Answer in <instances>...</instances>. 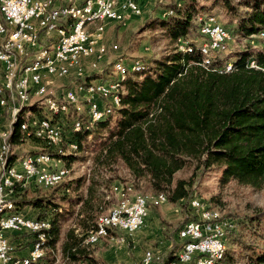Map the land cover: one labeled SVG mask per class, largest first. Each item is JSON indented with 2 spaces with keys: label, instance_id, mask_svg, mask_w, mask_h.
<instances>
[{
  "label": "rangeland",
  "instance_id": "rangeland-1",
  "mask_svg": "<svg viewBox=\"0 0 264 264\" xmlns=\"http://www.w3.org/2000/svg\"><path fill=\"white\" fill-rule=\"evenodd\" d=\"M244 1L138 0V6L141 9L139 15L127 14L124 22L105 25L103 43L107 47L117 45L118 49L116 51L108 50L97 69L92 71L87 68L85 76L81 79L73 78V76L55 78V89L61 92L68 88L76 90L81 86V83L82 87L91 82H94L91 84L100 81L107 83L114 80L117 74V81H123L126 78L140 81L144 76L154 77L157 63L180 52V49L186 44L198 45L200 43L199 26L210 17L214 22L218 21L223 25L230 34L228 52L219 59L222 62L219 65L222 66L227 62L233 65L237 55L246 51L256 53L264 48V32L259 36L255 34L243 36L235 31L240 23L239 16L245 11H250L243 7ZM174 6L180 11V15L172 10ZM169 12L172 13L168 14ZM184 17L190 19L186 30L187 34H179L174 37L173 35L180 31L181 21L184 20ZM185 37L187 40L181 39ZM50 47L46 49H50ZM34 58L35 56L29 61ZM24 64L22 63V65ZM116 64L122 68L121 73L114 71ZM249 64L250 67L254 66L252 62ZM85 66L87 67V63ZM141 67H145L146 70H137ZM91 76L93 78L87 80ZM123 91L124 95L125 88ZM2 94V109H9L10 95L7 92H2ZM44 94L45 98L55 100L63 98L54 97L53 93ZM45 98L40 99L32 94L28 101L22 102L21 141L19 142L17 139L16 143L12 142L14 144L12 146L13 157L15 158L50 152L55 155V161H61V165L65 166L64 169L61 168V172L65 174L64 180L68 179L65 180V183L60 187L49 189V191L43 192L37 189L40 195L54 197V203L58 205L53 216L57 220L59 235L56 243L48 245L44 249L45 264H125L126 262L129 264L133 258H137L133 264H143L141 257L143 259L146 252H150L153 256V260L149 264H165V258H162L161 254L169 250L172 243L180 245L176 231L172 242L165 240L162 235L165 224H172V228L177 227L176 230H178L181 226L178 223L186 217L184 212L189 213L190 216L193 215V211L190 209V201L193 199L199 201L200 209H208L217 213L218 221H221V216L228 221L230 226L227 227L225 235V253L232 257L235 264H254L256 257L264 252V220L252 221L249 219L255 212L264 210V187L253 188L238 184L234 180L223 183L221 181L222 169L218 166L194 174L197 163L190 161L186 167L173 175L172 182V187L180 180L192 184L191 188H186L189 190L188 200L171 203L168 200V193L164 192L167 199L165 198L163 203H159V195L149 198L155 192L144 181L135 183L121 163L108 166L103 162L104 150L119 119L117 110L112 116L103 120L105 121L103 126L93 127L92 133L84 138L76 149L70 148V138H68L70 134H67V128H65L66 133L59 144L50 145V151L43 143L35 139L22 142V135L25 128H28L31 119L39 116L49 117L46 110H43L42 102ZM83 108L84 112L70 110L69 114H61L60 116L67 117L63 123L67 125L75 117L85 119L88 106ZM0 116L1 124L6 127L9 122L8 113L3 111ZM124 184L133 185L136 189L125 190L124 199L132 200L136 195H143L147 206H154L149 209L147 228L143 227L131 235L139 237L136 241L138 244H127L126 236L128 235L122 236L123 244H116L110 240L100 243L98 241L93 244L87 243L86 234L94 224L96 225L98 216L107 215L108 210L116 205L117 196L112 191L113 187ZM27 190L29 197L38 195L35 189ZM156 202L157 204H155ZM182 205H185L184 209H182ZM48 217L50 218V216ZM28 241L26 236L15 238L19 253L26 252Z\"/></svg>",
  "mask_w": 264,
  "mask_h": 264
},
{
  "label": "trees",
  "instance_id": "trees-1",
  "mask_svg": "<svg viewBox=\"0 0 264 264\" xmlns=\"http://www.w3.org/2000/svg\"><path fill=\"white\" fill-rule=\"evenodd\" d=\"M242 4L250 11L239 16L236 33L259 36L264 32V0H245ZM172 8L181 14L175 6ZM0 21L4 23L1 16ZM189 23V17H184L180 31L173 36L187 34ZM185 38L181 39L187 40ZM202 43H190V49L157 63L154 77L144 76L140 81L126 78L120 82L121 107L116 111L119 119L102 158L108 166L121 163L135 183L146 182L154 195H164L167 199L164 194L167 192L171 203L188 200L186 188H191L192 184L180 180L172 187V182L173 175L190 161L197 163L194 174L218 166L222 169L223 183L234 180L253 188L264 187V48L256 53L246 51L237 55L228 74L223 70L227 63L219 65L222 63L219 59L225 54L218 55L217 60L213 58L203 68L199 49ZM22 111L13 125L12 146L17 139L20 142ZM104 122L93 125L88 131H72L69 143L75 141L72 144L78 147L92 133L93 127L103 126ZM38 192L29 197V191L24 190L15 197L14 203L19 213L50 221L45 245H53L59 235L53 216L58 205L54 197ZM202 210L197 205V218ZM184 216L178 230L172 228V224H165L162 235L166 241L172 242L174 233L196 220V216L189 213L184 212ZM249 219L264 220V210L255 212ZM15 238L11 236L14 243ZM28 239L29 247L34 238ZM179 242L180 245L172 243L171 248L161 254L165 264H177L176 255L184 244ZM195 259L189 264H195ZM44 260L42 256L38 264H45ZM216 264L235 263L225 253ZM254 264H264V252L256 257Z\"/></svg>",
  "mask_w": 264,
  "mask_h": 264
},
{
  "label": "built area",
  "instance_id": "built-area-1",
  "mask_svg": "<svg viewBox=\"0 0 264 264\" xmlns=\"http://www.w3.org/2000/svg\"><path fill=\"white\" fill-rule=\"evenodd\" d=\"M137 2L138 0H75L73 7H66L65 0H0V16L4 21V23L0 21V48H10V41H18V48H10L11 56L0 55V115L6 111L9 117L6 127L1 124L0 118V203H7V212H1L0 264H38L40 257L36 256L37 242L44 240L42 225H48L49 220L36 221L35 217L19 213L14 200L27 189H40L43 192L54 189L58 185L49 186V179L58 178L60 181L65 175L61 173V161H55L53 153L47 152L46 159L13 157L10 139L16 110L22 107V102L28 101V92L31 90H41V94L53 93L54 97H63L64 109L84 112V106H91V121L84 119L69 121L66 125L63 120L67 117L60 116V110H55L54 104L48 102L44 105L43 110H46L49 117L39 116L31 119L22 135V142L35 139L43 143L49 151L50 145L59 144L60 138L66 133L65 128H71L67 131V134H70L77 129V123H84L86 128H91V122L102 119V110L106 109L108 104L107 94L114 90L118 74L114 80L98 83V89L89 92H82V83L81 90L68 88L59 92L55 89L54 79L71 76L81 79L85 76L87 68L96 70L108 50L118 49L117 45L107 47L103 43L105 25L124 22L127 14L139 15L141 9ZM39 6H46L43 20L38 21L33 35L23 36V27L27 25L33 13H39ZM76 11H84L83 24H76ZM63 19H71L70 29L64 34H54L55 22ZM227 33L228 30L218 21L209 22V27L198 32L199 42H203L202 51H210L211 57L215 59L227 52L228 48H225ZM52 36H59L56 52L50 56L43 68H38L35 73H29V81H22V72H26L22 70V63L39 55L44 39ZM8 57H17L15 67H8ZM200 64L204 68L206 60ZM224 72L228 73V70L224 69ZM2 92H9L12 95L9 109H2ZM4 162H13L11 174L3 173ZM125 190L134 188L127 184L113 187L112 191L117 196L116 203L123 205V212L110 211V217L125 215V218H129V226H125V231H133L135 234L144 227L149 209L153 206L144 204L141 208L128 207L124 199ZM197 205H199L197 199L190 201V209L196 216V220L192 221V227L188 230H179L177 233L179 240L188 242V250L180 252L177 264H189L195 258V264H202L205 256H213L217 252V241L220 236L226 235L227 227L230 226L222 216L220 222L209 221L208 209L205 218H197ZM99 218L100 215L98 220ZM113 229L114 243L123 244L122 231H116V227ZM94 230L95 227L90 229L85 238ZM11 236L34 238L25 255H20ZM101 241H105V235L98 243ZM145 260H153L150 252L144 254L143 264Z\"/></svg>",
  "mask_w": 264,
  "mask_h": 264
},
{
  "label": "bare ground",
  "instance_id": "bare-ground-1",
  "mask_svg": "<svg viewBox=\"0 0 264 264\" xmlns=\"http://www.w3.org/2000/svg\"><path fill=\"white\" fill-rule=\"evenodd\" d=\"M65 2L68 4L66 7H73V3L75 0H65ZM43 14H46V6H39V13H33L28 20L27 25L23 27V36H30L34 34V28L38 26V21L43 20ZM83 18H84V11H76V24H83ZM209 22H214L213 19L210 17L206 22L200 24L198 32H201V29H204L206 27H209ZM71 27V19H63V21L55 22L54 24V33L56 34H64L66 30L70 29ZM229 41H230V34L229 32L225 34V48L229 47ZM186 43V42H185ZM59 44V36H57V40L53 45L50 47V49H46L43 45V48L40 49V54L35 56L34 60L35 63H25L22 65V70L26 72H22V81H29V73H35L38 68H43V66L46 65V62L49 60L50 56L53 55V53L56 52V46ZM10 48H18V41H10ZM10 48H0V55L2 56H11V49ZM190 49L189 45L186 44L185 48L180 49L181 51H185ZM200 54L203 59V63L206 60V64H210L213 57H211L210 51H202L203 50V44L199 47ZM228 52V51H227ZM227 52H224L223 54H226ZM221 55V54H220ZM17 64V57H8V67H15ZM226 64V63H225ZM226 69L228 72L232 70V63H228L224 65L223 70ZM137 70H146L145 67H141ZM114 71L116 73H121L122 68L116 64L114 65ZM122 81V80H121ZM120 80L116 82V86H114V90L107 94V103L106 109L102 110V119H100L98 122H91V127L99 122H102L106 118H109L113 115L115 110H118L121 107L120 104V97L119 95L122 93V89L120 88ZM98 83H105L103 81H100ZM98 83L96 84H88L84 87H82V92H89V91H95L98 89ZM76 90H81V86L77 87ZM9 95L10 93L7 92ZM32 94L36 95L40 99L45 98L44 93L41 94V90H31L28 92V98ZM3 94L1 93V96ZM10 101L12 103V95H10ZM42 102L43 105L47 104L48 102H51V104L55 105V110H60L61 114H69V109H64V99L61 98L59 100L45 98ZM22 108H18L16 110L15 115V122L18 120L19 114L21 112ZM76 120H83L81 118L75 117L73 121ZM84 121H91V106H88L87 115L84 119ZM23 127V126H22ZM81 129H84L88 131L90 128H86V125L84 123H77V129H74V132H79ZM12 134V133H11ZM61 140V138H60ZM59 140V142H60ZM11 147V146H10ZM70 148L76 149V144H71ZM24 158L27 159H46V153L43 152L41 154H36L33 156H24ZM13 169V165L10 162H4L3 163V173L4 174H11ZM64 174L63 172H61ZM64 177L61 178L60 181H58V178H50L49 179V186H56L63 182ZM135 199V200H133ZM132 200L125 199V203H128V207H134V208H141L144 206V204L147 205V201L144 197L141 195H136ZM158 201L163 202L165 201L164 195L158 196ZM110 211L111 212H123V205L116 204L115 207L111 208L107 215L102 216L99 218V220L96 223L94 232H91L90 235H88V238H86L87 243H96L100 241L103 238V235L107 237L110 233V231H113L114 227H116V230L122 231L127 233L128 235H132L133 231H125V226H129V218H125V215H117V217H110ZM1 212H7V203H0V228H2V218H1ZM206 216V210H203L199 213L198 218H205ZM217 213H213L209 210V221L211 222H220L217 220ZM47 219H36V221H45ZM51 224L50 221L48 225H42V233H43V239L42 242H37V249H36V256L40 257L38 260L41 259L43 256V250L46 247L45 243L47 240V232L50 230ZM189 227H192V221L185 224L180 230H188ZM225 235L220 236L219 241H217V252L213 254V256H205V258L202 259V264H216L217 261L221 260L226 252V246L224 243ZM188 250V242H184L182 245L180 251L177 253L176 257L179 256L180 252H186ZM151 260H145V263H150Z\"/></svg>",
  "mask_w": 264,
  "mask_h": 264
},
{
  "label": "crops",
  "instance_id": "crops-1",
  "mask_svg": "<svg viewBox=\"0 0 264 264\" xmlns=\"http://www.w3.org/2000/svg\"><path fill=\"white\" fill-rule=\"evenodd\" d=\"M65 5H68L66 2H65ZM56 37L57 36H52V37H49L48 39H44V46H45V48H49L50 46H52V44L55 42V40H56ZM30 63H35V61L34 60H30L29 61ZM28 63V62H27ZM91 83H94V82H91ZM45 95V94H44ZM2 97V96H1ZM28 100H29V98H28ZM23 109V108H22ZM21 109V110H22ZM17 122V121H16ZM15 122V123H16ZM14 123V124H15ZM13 124V125H14ZM13 131V130H12ZM12 135V134H11ZM21 141V140H20ZM61 141V140H60ZM10 146H11V149H12V145H11V142H10ZM11 164L13 165V162H11ZM64 167L65 166H63V164L61 165V168L62 169H64ZM67 178H65V180H66ZM64 180V182H62L60 185H62L63 183H65L66 181ZM60 185H58V186H60ZM153 196H155V195H150L149 196V198H151V197H153ZM159 203H163V202H160V201H158ZM117 204V203H116ZM155 204H157V202L155 203ZM116 206V205H115ZM115 206H113V207H115ZM151 206V205H150ZM112 207V208H113ZM154 207V206H153ZM111 209V208H110ZM109 209V210H110ZM108 210V211H109ZM148 220H149V217H148V219H147V221L145 222V225H144V229H146L147 228V225H149V223H148ZM117 231V230H116ZM110 235V236H109ZM109 235L107 236V237H105V240H110V241H112V242H114V238H115V230H113V232L110 234L109 233ZM123 235H128L127 233H125V232H122V236ZM133 235V234H132ZM123 238V237H122ZM138 238L139 237H135V236H131V235H128V236H126V239H127V244H130V243H134V244H138V243H136V241L138 240ZM143 240H144V238L143 237H141ZM98 244V243H97ZM94 245H96V244H94ZM43 252H44V250H43ZM26 253V252H25ZM24 252L23 253H20V255H24L25 254ZM44 255V254H43ZM136 260H137V258H133V261L131 262L132 264H133V262H136ZM143 259H142V257H141V261H142ZM126 263H128V262H126ZM125 263V264H126ZM131 263H129V264H131ZM146 264H149V263H146Z\"/></svg>",
  "mask_w": 264,
  "mask_h": 264
}]
</instances>
